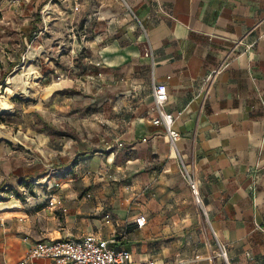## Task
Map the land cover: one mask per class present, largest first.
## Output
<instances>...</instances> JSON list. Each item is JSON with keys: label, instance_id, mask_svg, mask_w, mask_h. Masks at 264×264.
<instances>
[{"label": "crops", "instance_id": "0c3cea01", "mask_svg": "<svg viewBox=\"0 0 264 264\" xmlns=\"http://www.w3.org/2000/svg\"><path fill=\"white\" fill-rule=\"evenodd\" d=\"M106 2L132 11L141 29L122 13L114 20L128 24L124 33L90 45L75 79L87 110L75 139L47 143L51 155L59 149L50 164L15 171L65 179L0 211V264H16L37 241L86 234L129 251V264H264V0ZM157 84L167 88L175 147L152 124Z\"/></svg>", "mask_w": 264, "mask_h": 264}, {"label": "rangeland", "instance_id": "374dc122", "mask_svg": "<svg viewBox=\"0 0 264 264\" xmlns=\"http://www.w3.org/2000/svg\"><path fill=\"white\" fill-rule=\"evenodd\" d=\"M69 1L1 0L0 96L10 107L0 106V211L27 204L43 190L54 193L59 188L65 177L55 185L46 175L18 179L15 171L50 164L51 157L59 158V149L53 156L47 143L62 137L75 139V127L81 124L78 116L87 112L75 88L80 63L87 62L96 36L101 44L115 32L124 33L128 24L116 25L114 20L122 21V13L137 23L132 11L122 7L117 12L106 0L87 4L78 0L76 11ZM137 28L141 29L139 23ZM30 55L32 62L27 59ZM10 61L19 62L18 67L8 69ZM45 169L48 174L57 171ZM71 175L76 176L74 171ZM60 203L48 201L55 209Z\"/></svg>", "mask_w": 264, "mask_h": 264}, {"label": "built area", "instance_id": "2783aa9c", "mask_svg": "<svg viewBox=\"0 0 264 264\" xmlns=\"http://www.w3.org/2000/svg\"><path fill=\"white\" fill-rule=\"evenodd\" d=\"M74 10H78L75 6ZM159 11L165 12L162 7ZM153 97L157 107V119L152 120L154 125H162L165 129L169 143L175 147L180 139V134L175 129V117L164 109L167 101V88L165 84H157L153 87ZM189 182L190 189L197 204L201 199L197 186L184 173ZM50 201V205H54ZM59 204V203H57ZM138 229L146 225L145 215H138L134 220ZM219 256L227 262V254L223 247L220 248ZM45 260L47 264H129L131 253L127 250H116L112 247V241L103 239L94 234H86L79 238H64L53 240H41L32 244L26 254L16 264H34L37 260ZM138 264H157L152 259L140 261Z\"/></svg>", "mask_w": 264, "mask_h": 264}, {"label": "bare ground", "instance_id": "6f19581e", "mask_svg": "<svg viewBox=\"0 0 264 264\" xmlns=\"http://www.w3.org/2000/svg\"><path fill=\"white\" fill-rule=\"evenodd\" d=\"M0 106H3L5 108L10 107V105L8 104V102H6V100L4 98H2L1 96H0Z\"/></svg>", "mask_w": 264, "mask_h": 264}, {"label": "trees", "instance_id": "16d2710c", "mask_svg": "<svg viewBox=\"0 0 264 264\" xmlns=\"http://www.w3.org/2000/svg\"><path fill=\"white\" fill-rule=\"evenodd\" d=\"M0 8H1V0H0ZM0 18H1V14H0ZM11 66H14V65H13V64H12V65L10 64V67H11Z\"/></svg>", "mask_w": 264, "mask_h": 264}]
</instances>
